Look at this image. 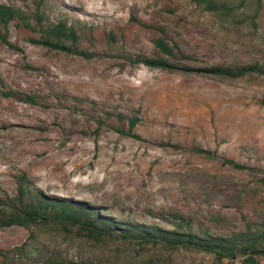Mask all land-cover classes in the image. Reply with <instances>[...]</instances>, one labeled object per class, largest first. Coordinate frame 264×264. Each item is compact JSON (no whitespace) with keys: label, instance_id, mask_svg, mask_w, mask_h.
I'll list each match as a JSON object with an SVG mask.
<instances>
[{"label":"rangeland","instance_id":"1","mask_svg":"<svg viewBox=\"0 0 264 264\" xmlns=\"http://www.w3.org/2000/svg\"><path fill=\"white\" fill-rule=\"evenodd\" d=\"M215 1L234 14L202 0H0L30 23L0 28V217L17 205L25 175L31 189L106 218L174 229L183 216L213 237L264 229V74L223 79L135 62L162 57L154 42L162 38L178 46L170 61L181 67L264 68V0ZM61 20L79 40L39 42ZM136 250L161 264L217 261L196 247L97 245L72 229L0 222V264L49 256L134 264ZM246 257L223 263L250 264Z\"/></svg>","mask_w":264,"mask_h":264},{"label":"trees","instance_id":"2","mask_svg":"<svg viewBox=\"0 0 264 264\" xmlns=\"http://www.w3.org/2000/svg\"><path fill=\"white\" fill-rule=\"evenodd\" d=\"M205 5L213 11H220L226 15H232L231 6L219 3L215 0H202ZM14 20H20L23 25L30 26L29 17L22 9L7 4H0V28H7ZM40 20V18H39ZM80 36L76 27L69 26L67 20H61L50 25L44 32L42 44L63 47V44L70 40L72 44L79 40ZM36 41V40H32ZM155 45L160 50L162 57H137L135 62L144 63L148 66L158 68H175L187 71L202 72L209 76L223 79H236L246 75L264 74V68L258 63L248 65L210 66L188 68L174 64L170 58H177L175 50L177 45L170 46L164 39H155ZM68 48V47H66ZM77 53L89 57L86 51ZM183 58H190L188 55L180 54ZM12 95V93L10 94ZM25 102H36L34 96L23 98ZM122 119V118H121ZM137 119H132L129 125L128 134H132ZM122 130V129H121ZM123 132V131H122ZM132 136V135H131ZM26 176L20 178L19 195L17 205L10 207L13 211L0 217V222L5 225H20L31 227L54 225L55 228L75 230L78 235H84L90 242L97 245L113 239L141 246L151 244L163 246L166 250L174 251L177 248H198L216 254L217 261L214 264H224V258H234L237 255L247 256L244 260L250 264H258L255 256L261 254L259 245L264 242V229L252 233L249 231L230 236L213 237L208 232L202 234L192 230L189 220L183 216L175 224L174 229L161 228L158 225L139 224L133 221H120L114 217L106 218L99 214L97 208L85 202L62 199L31 189L26 184ZM264 186V178L262 179ZM10 212V211H6ZM120 219V218H119ZM264 248V246H263ZM139 257L134 264H161L160 261H153L151 258L146 261L140 260L141 253L136 250ZM40 264H122L115 257L99 258L96 261L68 260L60 256H49L44 258ZM130 264V263H128Z\"/></svg>","mask_w":264,"mask_h":264}]
</instances>
